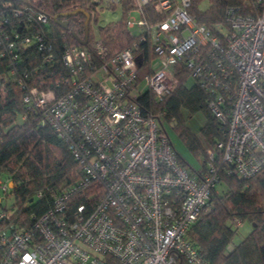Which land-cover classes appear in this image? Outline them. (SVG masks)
Segmentation results:
<instances>
[{
    "label": "built area",
    "instance_id": "2783aa9c",
    "mask_svg": "<svg viewBox=\"0 0 264 264\" xmlns=\"http://www.w3.org/2000/svg\"><path fill=\"white\" fill-rule=\"evenodd\" d=\"M151 1L167 16L146 26L141 7ZM255 1L256 12L229 11L228 26L219 25L213 35L193 21L191 0H138L126 29L148 32L155 56L141 78L136 53L144 37L110 56L101 40L91 51L63 48L71 89L50 101L31 88L23 102L68 145L82 177L54 197L50 210L31 216L29 228L2 225L11 212L0 210V264H207L188 233L210 209L220 182L215 152L207 150L206 170L192 175L177 159L160 119L144 114L138 97L170 96L182 62L201 84L212 79L208 108L224 127L215 151L239 176L257 174L264 167V0ZM208 58L212 70L205 65ZM0 183L6 191L8 180Z\"/></svg>",
    "mask_w": 264,
    "mask_h": 264
},
{
    "label": "trees",
    "instance_id": "16d2710c",
    "mask_svg": "<svg viewBox=\"0 0 264 264\" xmlns=\"http://www.w3.org/2000/svg\"><path fill=\"white\" fill-rule=\"evenodd\" d=\"M103 1L0 0V181L8 180L13 184L12 188L7 186L6 191L0 190L14 201L9 209L2 208L0 195V210L11 212L2 225L29 228L31 216L50 210L54 197L82 177L68 145L44 123L39 111L26 109L23 99L31 88L38 89L50 101L71 89V78L61 60L63 48L76 46L91 51L97 41L91 23L93 18L97 20V8ZM204 2L207 6L202 8ZM110 6L112 10L119 8L122 17L117 22L99 27L97 32L103 38L100 36L98 40L102 41L110 56L144 37L145 41L139 44L136 53L141 61L137 78H141L148 73V66L155 59L148 32L140 31L133 36L125 24L128 13L138 9L140 4L138 0H119V7ZM77 9L90 16L86 45H80L73 36L84 39L83 14L61 18L68 20L67 29L58 26L54 19ZM257 9L255 0H191L188 12L196 25L204 26L215 35L219 25L228 26L229 11L252 15ZM141 10L146 26L162 22L167 16L156 9L155 1L142 6ZM42 16L46 23L39 21ZM21 23L23 26L19 29ZM26 37L31 38L27 44L23 42ZM35 37H41L42 42L38 43ZM96 64L98 67V61ZM205 65L214 69L209 58ZM176 69L177 82L170 96L157 101L145 93L138 97V104L144 114H153L160 119L172 146L166 125L177 134L195 164L186 161L174 146L173 149L177 159L192 175H200L206 170L209 162L207 150L215 152L213 164L220 179L217 185L221 184L223 191L219 193L216 187L213 188L210 209L191 226L188 236L207 264H264V167L254 176L243 178L234 168L221 162V154L215 151V146L224 141V127L208 108L215 82L204 78L201 84L183 62ZM215 73L218 74V70ZM215 92L219 93L218 88ZM184 112L189 116L198 112L204 115L206 121L200 129V136L190 132ZM83 201V198L77 199L75 204ZM244 221L249 222L252 229L235 244L233 239L237 228Z\"/></svg>",
    "mask_w": 264,
    "mask_h": 264
},
{
    "label": "rangeland",
    "instance_id": "374dc122",
    "mask_svg": "<svg viewBox=\"0 0 264 264\" xmlns=\"http://www.w3.org/2000/svg\"><path fill=\"white\" fill-rule=\"evenodd\" d=\"M206 6L207 4L206 2H204L202 4V8H205ZM121 17H122L121 10L119 8L112 10L110 4L108 3V0H104L103 3L97 8V14H96L97 20L95 21L93 18L92 23H91L92 31H94L95 33L94 40H98L100 36H102L103 38V35L97 32L99 27H104L109 23L117 22L121 19ZM132 17H134V20L139 19V15L136 12L132 14ZM89 30L90 29H88V33H89ZM130 32L133 36H137L140 33V30L137 27H135L131 29ZM190 84H191V81H189V85ZM184 117L186 120V125L188 129L190 130V132L194 135L200 136V129L204 126L205 121H206L204 115L201 112H198L194 115L189 116L186 112H184ZM167 126L169 125H166V129H167L168 134L170 135V139L173 143V146L178 150V152L182 154V156L184 157L186 161L188 160L189 162H191L192 165H194L195 160L193 159L191 154L185 150L184 145L180 141L177 134L174 133L170 127H167ZM8 187L10 188L13 187L12 182L9 181ZM216 191L221 193L223 191V186L221 184L217 185ZM0 195L3 198L1 202L2 208L6 207L9 209L13 205V202H14L12 197H5L4 193L1 190H0ZM251 229H252V225L249 222L244 221L241 224H239L237 228V232L233 239V243L236 244L242 237H245L251 231Z\"/></svg>",
    "mask_w": 264,
    "mask_h": 264
},
{
    "label": "water",
    "instance_id": "95a60500",
    "mask_svg": "<svg viewBox=\"0 0 264 264\" xmlns=\"http://www.w3.org/2000/svg\"><path fill=\"white\" fill-rule=\"evenodd\" d=\"M83 14L85 17L84 20V39L81 40L77 35L73 34L74 38L76 39V41L80 44V45H86L87 43V39H88V25H89V21H90V16L87 12H85L82 9H77L71 12H67V13H63L60 15H57L54 17L55 22L58 26H60L63 29H67L68 28V20L66 19H61V18H65V17H70V16H75L77 14ZM11 186V184H10Z\"/></svg>",
    "mask_w": 264,
    "mask_h": 264
}]
</instances>
